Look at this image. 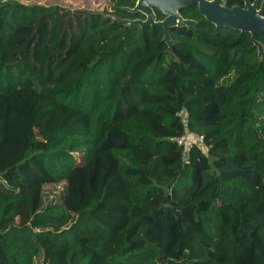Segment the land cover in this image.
Wrapping results in <instances>:
<instances>
[{
    "label": "trees",
    "instance_id": "16d2710c",
    "mask_svg": "<svg viewBox=\"0 0 264 264\" xmlns=\"http://www.w3.org/2000/svg\"><path fill=\"white\" fill-rule=\"evenodd\" d=\"M89 1L0 0V264H264V50Z\"/></svg>",
    "mask_w": 264,
    "mask_h": 264
},
{
    "label": "water",
    "instance_id": "95a60500",
    "mask_svg": "<svg viewBox=\"0 0 264 264\" xmlns=\"http://www.w3.org/2000/svg\"><path fill=\"white\" fill-rule=\"evenodd\" d=\"M243 0V6H227L225 0H136L133 7H125L129 12H141L145 18H118L110 15L127 25L161 26L163 28L162 41L167 44L172 59L177 57L172 52L173 38L169 29L173 26H195L193 19L184 18L181 8L198 4L201 14L217 27H229L241 32H248L253 46L257 48L259 58L262 57L264 46L256 39L257 34L264 33V0ZM154 8H158L164 18L157 20Z\"/></svg>",
    "mask_w": 264,
    "mask_h": 264
},
{
    "label": "rangeland",
    "instance_id": "374dc122",
    "mask_svg": "<svg viewBox=\"0 0 264 264\" xmlns=\"http://www.w3.org/2000/svg\"><path fill=\"white\" fill-rule=\"evenodd\" d=\"M14 1H19V2H23V3H34V2H38L44 5H59L61 7H65V8H75L77 6H84L87 7V4L89 3L91 5L92 8H95L96 5L89 0H14ZM181 118L185 117V113H181ZM202 146V145H201ZM75 156L77 158V160L79 159L80 154L79 153H75Z\"/></svg>",
    "mask_w": 264,
    "mask_h": 264
},
{
    "label": "built area",
    "instance_id": "2783aa9c",
    "mask_svg": "<svg viewBox=\"0 0 264 264\" xmlns=\"http://www.w3.org/2000/svg\"><path fill=\"white\" fill-rule=\"evenodd\" d=\"M176 141L182 146L183 155H186L193 145H202L203 136L196 133L187 132L183 137L176 139Z\"/></svg>",
    "mask_w": 264,
    "mask_h": 264
}]
</instances>
